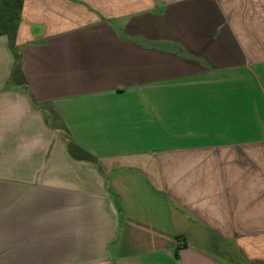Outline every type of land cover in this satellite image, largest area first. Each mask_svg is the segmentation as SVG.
<instances>
[{
    "label": "crops",
    "instance_id": "obj_1",
    "mask_svg": "<svg viewBox=\"0 0 264 264\" xmlns=\"http://www.w3.org/2000/svg\"><path fill=\"white\" fill-rule=\"evenodd\" d=\"M16 45L0 264H264V0H23Z\"/></svg>",
    "mask_w": 264,
    "mask_h": 264
},
{
    "label": "trees",
    "instance_id": "obj_2",
    "mask_svg": "<svg viewBox=\"0 0 264 264\" xmlns=\"http://www.w3.org/2000/svg\"><path fill=\"white\" fill-rule=\"evenodd\" d=\"M22 5H23V0H0V6H4L6 8L7 17H9V15L12 13L14 14L15 17V21H13L11 25H8L3 29H0V33H5L8 35L9 44L15 56V66L10 81L17 84H23L28 86L27 79L22 70V56L16 46L17 27L20 19ZM30 95L34 105L35 106L40 105L36 100V98L34 97L32 91H30ZM68 150L71 153V155L75 158L89 159V160L95 159V157L89 151L80 147L72 139L68 140Z\"/></svg>",
    "mask_w": 264,
    "mask_h": 264
},
{
    "label": "rangeland",
    "instance_id": "obj_3",
    "mask_svg": "<svg viewBox=\"0 0 264 264\" xmlns=\"http://www.w3.org/2000/svg\"><path fill=\"white\" fill-rule=\"evenodd\" d=\"M8 18V19H7ZM15 21V17H14V14H10L9 17H7V11H6V8L4 6H0V29H3L4 27L8 26V25H11L12 22ZM19 24V22H18ZM18 28V27H17ZM17 46V45H16ZM18 49V48H17ZM236 259V264H238L237 262V258H236V254H232L230 256V258H234Z\"/></svg>",
    "mask_w": 264,
    "mask_h": 264
}]
</instances>
